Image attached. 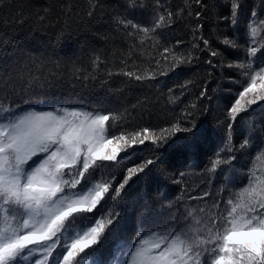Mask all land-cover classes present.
<instances>
[{
	"label": "snow or ice",
	"instance_id": "6c2138e0",
	"mask_svg": "<svg viewBox=\"0 0 264 264\" xmlns=\"http://www.w3.org/2000/svg\"><path fill=\"white\" fill-rule=\"evenodd\" d=\"M193 2L199 8L207 7L203 0ZM89 3L87 15L93 17L101 6L98 0ZM241 9V0H231L230 15L220 19L236 27ZM147 14L145 0H126L124 11L115 15L118 38L133 41L130 48L146 47L147 41L159 44L158 30L181 18L179 12L174 14L161 0H154L151 23L142 19ZM259 15L253 9L244 41L245 58L233 61L223 50L212 48L202 35V13L188 12L197 21L192 49L207 50L214 58L207 61L213 68L235 67L244 77L241 90L227 108L229 122L224 146L206 169L209 181L214 187L219 175H234L236 153L254 149L247 183L238 188L225 185L216 192L217 198L211 205L207 203L213 195L209 191L191 196L190 200L204 202L199 214L195 207L186 206V214L180 220L164 224L154 221L152 227L142 222L131 240L122 232L116 205L135 180L146 176L153 166L163 164V153L156 151L153 157L128 167L118 183L115 173L106 170L117 167L146 141L157 150L167 146L192 153L202 139L198 122L194 117L187 119L193 114L186 113L159 134L143 127L117 135L111 129L122 127L117 122L124 119L123 113L104 105L53 103L46 108H24L16 100L5 102L13 95L12 90L0 98V264H264V169L255 167L256 161L264 160V122L257 123V119L264 121V19ZM218 38L226 48L235 51L240 47L233 37ZM3 43L0 39V47ZM180 43L163 46L154 57V69L145 68L143 73L122 70L116 74L143 81L192 63L194 53L180 51ZM57 56L54 50L37 67H59L62 61ZM215 58H219V65ZM102 62L99 55H94V66ZM12 67L15 73L31 71L23 54ZM4 75L10 78L9 73ZM46 79L43 72L30 76L28 87L35 88ZM200 96L205 98L207 89ZM244 113L248 115L242 116ZM238 119L246 120L247 128L241 129L242 140L237 145L232 133ZM97 173L101 174L99 180H95ZM182 198L183 190L176 199ZM109 201L112 207L105 213ZM109 243L111 255L102 258L101 251Z\"/></svg>",
	"mask_w": 264,
	"mask_h": 264
},
{
	"label": "trees",
	"instance_id": "16d2710c",
	"mask_svg": "<svg viewBox=\"0 0 264 264\" xmlns=\"http://www.w3.org/2000/svg\"><path fill=\"white\" fill-rule=\"evenodd\" d=\"M98 3L101 7L89 17V0H0V39L4 42L0 47V98L12 90L13 95L5 102L16 100L24 108H46L53 103L81 107L104 105L123 113L124 119L117 122L122 127L111 129L117 135L121 131L131 132L143 127L159 134L161 129L169 128L186 113L193 114L187 119L195 118L202 139L192 153L167 146L157 150L146 141L117 167L106 170V173H115L118 183L123 180L128 167L153 157L156 151L163 153V164L153 166L146 176L135 180L127 189V195L116 205L121 214L122 232L131 240L142 222L152 227L154 221L164 224L180 220L186 214V206L195 207L199 214V207L204 202L190 200L191 196L209 191L213 193L207 198L208 205H211L217 198L216 192L223 190L225 185L234 184L238 188L247 183V169L252 165L254 149L236 153L234 175L231 172L219 175L214 180V187L209 181L206 169L215 153L224 146L229 122L227 108L241 90L244 77L235 67L213 68L207 63L214 59L207 50L192 49L197 21L194 16H188V12L199 10L202 13L201 33L212 48L223 50L228 60L242 61L246 56L244 41L251 13L255 9L259 18L264 19V0H241L242 9L236 27L228 20L220 19L230 15L231 0H203L206 8H199L193 0H161L174 14L179 12L181 18L175 19L170 27L158 30L159 44L147 41L146 47L135 48H130L133 41L118 38L114 23L115 15L124 11L126 0H98ZM145 3L149 14L142 19L151 23L150 10L154 0H145ZM224 35L238 40L240 47L235 51L226 48L218 38ZM177 42H182L180 51L194 53L192 63L183 64L165 76L157 75L155 79L143 81L116 74L122 70L143 73L145 68H156V54L163 46H173ZM54 50L58 53L56 58L62 61L60 66L37 67ZM21 54L29 63L30 72L27 69L22 74L13 71L14 61ZM94 55H99L103 61L98 66L92 64ZM214 62L219 65V58ZM23 66L24 62L21 63ZM76 68L81 71L76 72ZM41 72L47 79L30 89V76H38ZM4 73H9L10 78ZM184 85L186 87H182ZM204 89H207V96L201 98ZM257 117H260L259 110ZM260 122L264 121L257 119V123ZM246 128L247 121L238 119L232 133L237 145L242 140L241 129ZM261 143L264 145V141ZM255 167L264 169V160L256 161ZM99 179L101 174L97 173L95 180ZM182 190L183 198L178 201L176 197L182 195ZM111 207L109 201L105 213ZM110 249L111 243L101 251V257L108 258Z\"/></svg>",
	"mask_w": 264,
	"mask_h": 264
}]
</instances>
